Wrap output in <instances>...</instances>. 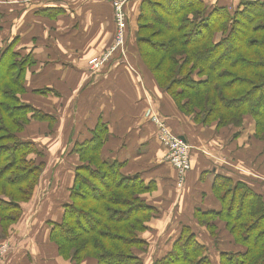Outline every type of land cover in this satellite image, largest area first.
<instances>
[{
    "label": "crops",
    "instance_id": "obj_1",
    "mask_svg": "<svg viewBox=\"0 0 264 264\" xmlns=\"http://www.w3.org/2000/svg\"><path fill=\"white\" fill-rule=\"evenodd\" d=\"M141 1L128 6L124 56L113 54L96 68L90 62L106 55L114 42L109 0H0V51L11 45L14 52L29 56L20 100L41 116L30 120L19 137L37 146L42 157L36 161L43 163L20 220L7 235L0 232L8 249L0 264H72L58 256L48 223L60 221L68 201L79 165L74 147L101 129L102 158L119 164L125 177H138L152 187L140 195L152 208L145 230L137 235L144 246L132 248L142 264L167 254L183 227L208 251L214 250L213 242L221 252L241 251L233 248L221 220L214 221L217 234L211 236L197 223L195 211L220 209L212 190L218 177L245 184L264 203V144L254 137L248 116L239 127H218L178 111L140 60L136 31ZM202 1L212 6L218 0ZM153 115L191 147L190 170L181 187L157 139Z\"/></svg>",
    "mask_w": 264,
    "mask_h": 264
},
{
    "label": "trees",
    "instance_id": "obj_2",
    "mask_svg": "<svg viewBox=\"0 0 264 264\" xmlns=\"http://www.w3.org/2000/svg\"><path fill=\"white\" fill-rule=\"evenodd\" d=\"M160 1L163 14L157 22L163 31L157 36L164 40L159 48L151 46L155 56H163L159 63L148 65L140 48L148 41L139 35L150 0L141 1L136 31L140 60L159 88L180 113L193 114L203 125L216 121L218 127H239L250 115L256 138L264 142V0L246 1L233 11L231 5L217 2L207 6L202 0ZM29 64V56L14 52L11 45L0 51V187L18 195L12 199L0 194L4 230L18 222L22 204L31 200L43 168L36 161L41 151L19 137L30 120L41 118L20 100ZM104 134L96 130L91 140L74 147L79 165L60 221L48 223L49 240L58 256L72 264L84 259H93L94 264H142L132 248L144 246L137 235L145 230L152 208L140 195L152 187L138 177H125L119 164L102 158ZM230 184L226 178H216L213 193L217 196V190L226 186L223 198H217L225 203L227 196L229 205L218 211L196 210L197 223L209 232L215 220L224 219L232 242L243 247L235 253L220 251L217 264H264L262 198L241 182L228 188ZM154 264L212 262L207 247L183 227L171 250Z\"/></svg>",
    "mask_w": 264,
    "mask_h": 264
},
{
    "label": "built area",
    "instance_id": "obj_3",
    "mask_svg": "<svg viewBox=\"0 0 264 264\" xmlns=\"http://www.w3.org/2000/svg\"><path fill=\"white\" fill-rule=\"evenodd\" d=\"M113 11L115 26L114 42L109 52L101 59H94L90 65L98 68L111 55L119 53L124 56L126 34L128 32V6L133 0H109ZM150 120L157 128V139L166 151V161L175 172L176 185L181 187L186 174L190 170V145L174 134L162 117L153 115ZM3 248V247H2ZM4 248H6L4 246ZM3 249H0L2 252Z\"/></svg>",
    "mask_w": 264,
    "mask_h": 264
},
{
    "label": "rangeland",
    "instance_id": "obj_4",
    "mask_svg": "<svg viewBox=\"0 0 264 264\" xmlns=\"http://www.w3.org/2000/svg\"><path fill=\"white\" fill-rule=\"evenodd\" d=\"M237 2H233V4L231 5L230 7V10L233 11L235 9H239L240 7H242L241 4H243L244 2L246 1H249V0H236ZM261 1V0H260ZM150 2H152V6L151 8L149 9H145L144 7V11H145V20L141 21L140 22V25H142V27H144V29L142 30V32L140 33L139 37L141 39H148V41H144L145 43H143L140 48H141V51L142 53L145 54V57H144V60L145 62H147L148 65H155L157 63L160 62V60L163 58L162 55H156L153 53V51H151V49H153V47L151 46H156V48H159L158 45L164 40L163 38L157 36V33L160 32L162 29L160 27V24H158L159 22H157L159 19H161V14H163V9L162 7L164 6L163 2H161L160 0H150ZM218 5L219 6H222L224 4V2L222 1H217ZM153 11V12H150ZM165 10V9H164ZM164 16V15H163ZM163 31V30H162ZM148 42V43H146ZM21 57V56H20ZM166 83V81L164 82V84ZM168 83V82H167ZM166 83V84H167ZM171 98V97H170ZM172 99V98H171ZM246 117H250L253 121V124H254V137L256 138V135H255V123H254V120L253 118L250 116V115H245ZM189 117H193L194 120L196 119L195 116L193 114L189 115ZM198 122V121H197ZM213 124H216V121H213L211 123H208L204 126H211ZM27 125V124H26ZM203 125V124H202ZM257 139V138H256ZM258 140V139H257ZM259 141V140H258ZM261 142V141H260ZM264 144V142H262ZM85 174V173H83ZM234 184H230L228 188H232ZM225 189H226V186L224 187H220L218 190H217V196H215L216 200L218 201V206L220 207V209L224 208V207H227L229 205V201L227 202V196H226V200H225V203L224 201L222 202V200L220 199L221 197L223 198L224 194H225ZM0 194H6V196L8 198H12V199H17L18 195L11 192V191H6L4 190L3 186L0 187ZM217 197H220V198H217ZM21 218V217H20ZM19 218V220H20ZM209 219H212L211 217H209L207 220ZM18 220V221H19ZM225 220L222 219L221 222L225 225ZM205 222V221H204ZM15 224L17 223H14L13 225H11L7 230H4V228H2L1 226V223H0V232L1 234L3 235H7L8 234V231L11 230V228L13 226H15ZM225 228V226H224ZM209 232L212 233L213 235L212 236H215L214 234H217V229L214 228V229H209ZM226 233H228V231L225 230ZM54 244V243H53ZM4 246L6 248H4ZM214 247V250H216L217 254L221 251L220 248H217L214 246V242H213V245ZM4 250L2 252H0V261L2 260V258L8 253V249H7V246L5 244L2 243V241H0V249H3ZM134 248V247H133ZM236 250H242L243 247L236 244L235 247ZM212 250V249H210ZM214 250L212 251H208V255L211 259V262L212 264H217L218 262V257L214 254ZM207 251V250H206ZM7 252V253H6ZM64 262L66 263H71L70 259H64L62 257H60ZM215 258V259H214ZM94 261L93 259H84L81 261L80 264H88L90 262ZM157 261V260H156ZM154 261L153 264L156 262ZM142 263V262H141Z\"/></svg>",
    "mask_w": 264,
    "mask_h": 264
}]
</instances>
